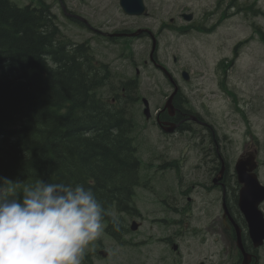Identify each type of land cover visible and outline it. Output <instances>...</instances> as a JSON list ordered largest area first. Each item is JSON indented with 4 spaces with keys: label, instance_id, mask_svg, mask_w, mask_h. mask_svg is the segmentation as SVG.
<instances>
[{
    "label": "rangeland",
    "instance_id": "rangeland-1",
    "mask_svg": "<svg viewBox=\"0 0 264 264\" xmlns=\"http://www.w3.org/2000/svg\"><path fill=\"white\" fill-rule=\"evenodd\" d=\"M11 1L19 7L39 5V0ZM143 1L146 15L128 16L121 10L120 0H44L63 34L76 43H88L95 58L109 66L113 78L109 87L100 90L104 98L113 97L121 82L137 78L139 94L149 102L151 118L145 116L140 102L130 109L136 121L135 145L143 159L135 203L145 217V227L162 216L155 199L165 198L167 191L175 194L178 186L195 198V208L200 209L202 201L212 202L209 219L216 220L220 195L213 193L204 198L192 188L197 187V182L212 183V177L207 176L215 165L216 149L227 159L229 173L233 175L235 161L242 151L252 150L256 145V160L262 164L258 175L264 185V41L259 35L264 34V0ZM231 3L234 9L230 8ZM189 13L192 19L186 21L182 14ZM179 28L187 29V33L181 34ZM123 31L129 35L113 36ZM133 33L136 35L130 36ZM151 35L157 40L156 63L178 81L188 99V108L201 118L202 124L192 122L191 132L182 133L183 138L166 137L152 125L155 111L165 104L173 86L169 82L172 87L168 88V80L158 64L150 61ZM182 71L188 75L187 79ZM171 161L174 164L168 165ZM232 175L230 182L234 181ZM148 186L154 188L156 195L148 192ZM260 208L264 213V203ZM112 215L128 220L125 215L117 216L114 212ZM192 225L201 231L210 226L206 225V219ZM157 228L154 234L159 238L169 233ZM214 229L211 236L201 237L206 239L205 243L198 244L197 238L189 235L179 241L183 264H198L211 252L218 251V257L224 255L227 249ZM104 232L97 240L104 239ZM140 234H145L144 229ZM97 240L86 255L99 249ZM107 246L106 250L111 249ZM117 247L115 251L122 257L120 264H125L128 247ZM148 247L152 248V243ZM142 251L156 257L152 251ZM261 254L264 256V249ZM221 260L212 257L204 262L216 264Z\"/></svg>",
    "mask_w": 264,
    "mask_h": 264
},
{
    "label": "trees",
    "instance_id": "trees-1",
    "mask_svg": "<svg viewBox=\"0 0 264 264\" xmlns=\"http://www.w3.org/2000/svg\"><path fill=\"white\" fill-rule=\"evenodd\" d=\"M112 78L88 43L63 34L43 0L37 7L0 0V177L91 187L111 228L112 212L138 213L141 184L130 114L138 81L121 82L114 91L123 88L122 96L104 98Z\"/></svg>",
    "mask_w": 264,
    "mask_h": 264
},
{
    "label": "flooded vegetation",
    "instance_id": "flooded-vegetation-1",
    "mask_svg": "<svg viewBox=\"0 0 264 264\" xmlns=\"http://www.w3.org/2000/svg\"><path fill=\"white\" fill-rule=\"evenodd\" d=\"M230 8H235L233 3H231ZM240 13L241 12H238V14ZM174 82L175 86L178 88V92L172 102L175 108L174 115L170 116L166 111L160 112V109L155 112L152 125L155 126L157 130H160L156 120L161 122V126L165 123H172L176 126L175 131L170 134H163L166 137L183 138L184 135H182V133L191 132L192 122L197 124L202 123L200 117L188 108V99L183 92V88L179 85L177 80ZM171 87L170 83H168V88L170 89ZM123 92L124 89L121 88L119 95L122 96ZM255 146H253L252 150L249 149L243 152V155L251 151L257 153V148H255ZM213 162L215 165L211 168L207 176V178L212 177V183L197 182V187L192 188L196 189L197 193H200L204 198H207L213 193L220 195L217 199L220 208L218 209L219 215L216 218L217 221L214 220V218L209 219L210 214L208 208L212 205V202L208 203L202 201V206L198 209L194 207L196 203L195 198L187 195V189H175V194L172 191H167L165 193V198L158 197L155 199L157 204L161 206L162 216L153 219L151 221L152 225L145 227V219H143L145 217L140 211L136 215H126L128 220H120L121 227L119 231H116L117 234L115 235L111 234L113 232V227L111 228L105 225L104 239L97 240V244L100 245L99 249L95 254L90 253L86 255L83 264H120L122 257L119 255V252L115 251V249L118 248L117 246L128 247V256L124 257L125 264H138V260H140V264H183L184 256L180 251L181 245L179 241L182 240L185 235H189L191 238H197L198 244L201 243V241L205 243L206 239L202 240L201 237L211 236L213 227L216 228L214 229L215 233L217 237H220L221 241L224 242L227 250L224 252L223 256L218 257V251H216L211 252L208 257L204 256L203 259L215 257L216 259L222 258V260L216 264H243V256L236 247L234 224L237 225L241 232L244 250L251 255V260L248 264H264V256L261 254L264 245L255 248L248 237L246 223L237 208V200L233 197V195L237 194L236 190H238V188L234 181L230 182L232 173H229L228 161L225 157L223 159L218 149H216V159L213 160ZM197 168L198 167H196V169ZM216 178V185L214 186L213 180ZM232 179H236L234 174L232 175ZM145 186L146 185H144L143 189L145 188V190H147ZM148 192L152 195H156L153 187H149ZM168 200H170L171 203H169ZM173 200L174 204L172 203ZM222 200H224L227 209L226 215L222 209ZM183 211H189V213L184 214ZM204 219H206V225H210L205 227L204 230L201 231L198 226L192 225L193 222L199 223ZM132 222L139 224V228L135 232H132L130 229ZM154 228L163 229L169 231V233L159 238L154 234ZM142 229H144V235L140 234ZM203 232L204 234L202 235L201 233ZM150 243H152V248L148 247ZM156 243L160 245L159 249H157ZM106 245H108L107 248L111 249L106 250ZM112 248L114 250H112ZM196 248L195 246L193 247L194 253L197 252ZM142 250L152 251L156 257H150L148 256V252ZM100 251L105 252L104 257L100 256ZM232 252L233 254H231ZM204 260L199 261L198 264H206Z\"/></svg>",
    "mask_w": 264,
    "mask_h": 264
},
{
    "label": "clouds",
    "instance_id": "clouds-1",
    "mask_svg": "<svg viewBox=\"0 0 264 264\" xmlns=\"http://www.w3.org/2000/svg\"><path fill=\"white\" fill-rule=\"evenodd\" d=\"M105 217L91 187L0 177V264H83L105 230ZM111 224L120 230L117 217Z\"/></svg>",
    "mask_w": 264,
    "mask_h": 264
},
{
    "label": "water",
    "instance_id": "water-1",
    "mask_svg": "<svg viewBox=\"0 0 264 264\" xmlns=\"http://www.w3.org/2000/svg\"><path fill=\"white\" fill-rule=\"evenodd\" d=\"M120 7L122 11L129 16H140L145 14V5L143 0H120ZM183 18L186 21L192 19V14H183ZM136 33L131 34L134 36ZM115 36V35H114ZM152 46L149 53L150 61H154V52L156 49V39L151 37ZM156 64V63H155ZM157 67L171 80L168 72L164 67L157 65ZM184 79L188 78L186 72H183ZM176 94V89L172 95L166 101L164 106L171 114L174 109L172 106V99ZM146 106L145 113H147V102L144 101ZM169 128H164L165 132H173L175 126L168 125ZM257 164L255 162V155L249 154L246 158H240L236 161L234 172L237 177V182L240 185L238 193V208L247 224V233L253 246L256 248L260 247L264 243V214L260 209V205L264 203V186L260 183L256 174ZM227 214V211H225ZM131 229L134 231L137 229L135 223L132 224ZM236 232V244L238 250L241 252L244 262L248 264L251 260V255L248 254L243 247L241 233L239 228L235 225ZM102 256H105L104 252H100Z\"/></svg>",
    "mask_w": 264,
    "mask_h": 264
}]
</instances>
